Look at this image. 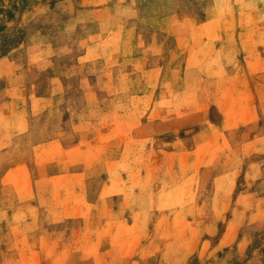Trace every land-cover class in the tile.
<instances>
[{"label": "rangeland", "instance_id": "obj_1", "mask_svg": "<svg viewBox=\"0 0 264 264\" xmlns=\"http://www.w3.org/2000/svg\"><path fill=\"white\" fill-rule=\"evenodd\" d=\"M0 264H264V0H0Z\"/></svg>", "mask_w": 264, "mask_h": 264}]
</instances>
